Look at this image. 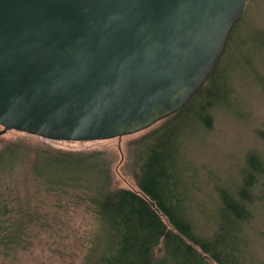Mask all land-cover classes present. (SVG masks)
<instances>
[{
    "label": "water",
    "instance_id": "water-1",
    "mask_svg": "<svg viewBox=\"0 0 264 264\" xmlns=\"http://www.w3.org/2000/svg\"><path fill=\"white\" fill-rule=\"evenodd\" d=\"M248 0H0V124L54 140L142 131L209 79Z\"/></svg>",
    "mask_w": 264,
    "mask_h": 264
},
{
    "label": "rangeland",
    "instance_id": "rangeland-1",
    "mask_svg": "<svg viewBox=\"0 0 264 264\" xmlns=\"http://www.w3.org/2000/svg\"><path fill=\"white\" fill-rule=\"evenodd\" d=\"M263 38L264 0H248L222 61L230 92L211 107L208 128L195 121V113L180 119L185 131L180 135L179 154L189 175L194 208L202 202L203 209L213 213L219 200L217 188L241 181L249 154H256L264 163ZM165 121L121 138L87 141L54 140L16 129L4 130L0 124V193L10 209L31 207L33 214L23 218L24 223L25 219L29 222L26 220V232H20L18 241L3 239L0 264H79L96 241L98 225L86 203L48 189L58 182L57 178L64 177L52 162L62 157L55 149L102 152L111 165L112 187L138 191L137 153L144 139ZM259 183L262 198L255 205L249 249L256 259L264 261V177ZM16 216L15 210L8 213L10 220L5 226ZM198 216L203 221V215Z\"/></svg>",
    "mask_w": 264,
    "mask_h": 264
},
{
    "label": "trees",
    "instance_id": "trees-1",
    "mask_svg": "<svg viewBox=\"0 0 264 264\" xmlns=\"http://www.w3.org/2000/svg\"><path fill=\"white\" fill-rule=\"evenodd\" d=\"M239 21L230 30L224 51L205 84L141 143L137 153L138 191L112 187L111 165L102 152L55 149L62 157L52 162L64 177L57 178L48 189L86 203L98 225L96 241L79 264H264L249 249L255 205L262 198L259 181L264 177V163L260 157L249 154L241 181L232 188H217L219 200L210 213L202 202L191 206L189 175L179 154L180 135L185 131L180 119L195 113V121L208 128L211 107L230 92L222 61ZM88 169L90 175L86 174ZM14 210L17 216L5 226L10 220L6 216ZM201 214L203 221L198 216ZM32 215L31 207L10 209L0 193V245L6 237L18 241ZM23 218H27L25 223Z\"/></svg>",
    "mask_w": 264,
    "mask_h": 264
},
{
    "label": "bare ground",
    "instance_id": "bare-ground-1",
    "mask_svg": "<svg viewBox=\"0 0 264 264\" xmlns=\"http://www.w3.org/2000/svg\"><path fill=\"white\" fill-rule=\"evenodd\" d=\"M237 22H238V21H237ZM237 22H236V23H237ZM215 66H216V65H215ZM181 109H182V108H181Z\"/></svg>",
    "mask_w": 264,
    "mask_h": 264
}]
</instances>
